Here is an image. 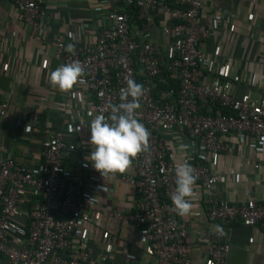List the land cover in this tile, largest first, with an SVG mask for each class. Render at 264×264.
I'll return each instance as SVG.
<instances>
[{
	"label": "built area",
	"instance_id": "1",
	"mask_svg": "<svg viewBox=\"0 0 264 264\" xmlns=\"http://www.w3.org/2000/svg\"><path fill=\"white\" fill-rule=\"evenodd\" d=\"M7 1L16 22L30 27L35 38L45 35L43 42L52 46L58 66L82 65L79 81L91 99L89 114L107 118L108 106L122 102L121 89L129 79L142 84L145 92L137 119L150 137L148 149L132 160L130 174L120 177L131 191V207L107 213L91 197L89 177H74L65 168L64 156L70 150L60 130L45 134L39 142L35 169L5 156L0 146L3 264H89L81 226L94 216L138 227L140 250L152 264H225L229 244L213 231L216 225L224 229L239 223L264 234V202H256L250 194L240 202L211 195L218 174L204 159L228 156L231 140L252 149L254 170L264 159V93L233 99L231 83L211 69L212 55L205 57L198 49L210 36L200 25L201 11L211 18L222 17L214 0H93L96 18L79 29L70 26L66 38L52 33L46 0ZM76 31H87L92 41L85 43ZM69 45L74 53L67 51ZM20 71L21 61L15 59L11 77L17 79ZM43 103L31 102L32 117ZM9 109L10 104L0 100V124ZM168 134L188 141L183 162L190 164L199 189L192 201L202 206L207 224L203 247L191 243L189 224L177 220L172 205L176 177L167 151Z\"/></svg>",
	"mask_w": 264,
	"mask_h": 264
},
{
	"label": "crops",
	"instance_id": "2",
	"mask_svg": "<svg viewBox=\"0 0 264 264\" xmlns=\"http://www.w3.org/2000/svg\"><path fill=\"white\" fill-rule=\"evenodd\" d=\"M214 2L222 17L211 18L207 11H201L200 25L209 30L210 36L198 49L205 57L212 55L211 69L231 83L233 99L258 97L264 93V0ZM95 8L93 0H46L52 33L68 37L70 26L79 29L78 26L96 18ZM75 35H81L85 43L92 41L87 31H76ZM43 41L45 35L35 38L30 27L16 22L11 4L0 0V100L10 104L8 116L0 124V146L5 156L35 169L39 165V142L45 134L60 130L70 150L64 156L65 168L74 177H89L93 184L91 197L101 210L107 213L131 207V191L120 182L121 176L130 174V167L123 174L103 180L91 161L85 160L91 151L89 127L95 117L88 113L91 99L80 81L68 93L51 86L50 74L59 66L53 61L52 46ZM15 59L21 61L17 79L11 77ZM34 99L44 100V103L32 117L30 109ZM64 103L67 108H63ZM173 136L165 135V139L169 159L176 167L183 163L189 145L188 141ZM231 142L228 156L204 159L218 174L211 195L218 200L240 202L250 194L256 202H264V159L254 170L252 149L238 147L234 140ZM102 185L104 191H100ZM196 194L199 189L194 185L192 197ZM192 197L189 198L193 205L190 213L184 217L177 215V220L189 224L191 243L203 247L207 224L201 215L202 206L194 204ZM90 221L81 226V232L87 237L89 264H152L140 250L142 237L138 227L118 225L105 216H94ZM224 231L229 244L225 264H264V234L259 229L235 223Z\"/></svg>",
	"mask_w": 264,
	"mask_h": 264
},
{
	"label": "clouds",
	"instance_id": "3",
	"mask_svg": "<svg viewBox=\"0 0 264 264\" xmlns=\"http://www.w3.org/2000/svg\"><path fill=\"white\" fill-rule=\"evenodd\" d=\"M67 51L74 53V47L69 45ZM83 75L82 65L79 62H72L61 65L51 72L49 83L59 92L68 93ZM144 92L142 84L129 79L126 88L121 89L122 102L118 106H108L110 115L106 118L103 114H98L91 120L88 141L91 151L85 160L91 161V166L103 180L125 173L132 160L149 147L150 133L137 119V110L141 106L140 98ZM175 177L176 188L171 201L176 214L184 217L193 207L189 198L193 195L195 184L193 170L187 161L176 165ZM104 190L102 185L100 191ZM213 231L219 236L226 235L219 225L213 226Z\"/></svg>",
	"mask_w": 264,
	"mask_h": 264
},
{
	"label": "trees",
	"instance_id": "4",
	"mask_svg": "<svg viewBox=\"0 0 264 264\" xmlns=\"http://www.w3.org/2000/svg\"><path fill=\"white\" fill-rule=\"evenodd\" d=\"M130 14H133V12L131 11Z\"/></svg>",
	"mask_w": 264,
	"mask_h": 264
}]
</instances>
